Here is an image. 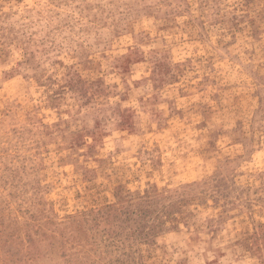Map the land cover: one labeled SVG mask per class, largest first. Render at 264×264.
<instances>
[{"label":"rangeland","instance_id":"374dc122","mask_svg":"<svg viewBox=\"0 0 264 264\" xmlns=\"http://www.w3.org/2000/svg\"><path fill=\"white\" fill-rule=\"evenodd\" d=\"M0 264H264V0H0Z\"/></svg>","mask_w":264,"mask_h":264}]
</instances>
